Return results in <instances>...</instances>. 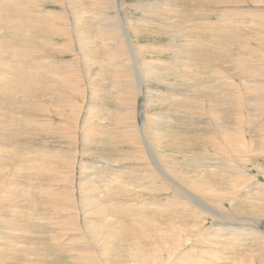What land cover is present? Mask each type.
Wrapping results in <instances>:
<instances>
[{"label":"rangeland","instance_id":"374dc122","mask_svg":"<svg viewBox=\"0 0 264 264\" xmlns=\"http://www.w3.org/2000/svg\"><path fill=\"white\" fill-rule=\"evenodd\" d=\"M24 1H26L25 5H9L11 7L7 10V13H0V73L2 72L3 74H5L4 77H6V80L9 84L8 86H3L2 84L5 83V81L1 79L3 78V76L0 77V81L2 80L0 82V89H2L0 90V178L4 182L11 181L7 184V186H14V189L10 188V190L9 188H7L8 190H5L4 188L2 191V189L0 188V196H3V199H0V232L4 234L0 235V245L7 246L8 244H16L12 248H10L13 250L10 253L13 254L14 259L8 264H35L38 262L40 264H76L77 262V264H80L79 262H83V260L85 259H89L91 262H93V264H135L133 262L129 263L128 261H126L127 257L124 254L129 250V246H126L128 245L126 243H129L127 235L124 236L127 242L122 239V242L118 241L117 243L115 242L105 244L103 240L97 239L96 241H91L90 244V242L87 241L89 240L88 235L90 234V228H86V226H80L77 229V227H74L67 223L63 224V219H67L68 216L65 215L62 211H57V204L55 205L54 209L51 207L55 202H57V200H59V198L57 199L56 197H53L56 193V190H60L61 188H68L69 186H76V188L78 187L76 193L80 194L81 192L82 194L83 191V193L85 194L88 193L89 195H92L93 192L95 194V192L99 188L101 190L103 189V184L100 183L102 178L103 181L105 179V183L108 179L119 178L126 186H136L139 184V186L143 188L141 190L143 191V193L139 191L136 195H138V198H140V196L142 195V199H138L139 201L142 200L141 202L144 201L150 203L153 198L154 199L152 203L155 202L158 204H164L171 201L170 196L172 195L173 191L170 190V185L162 186L163 189L160 191L155 190V187L157 185L159 186L161 182L156 179V175L154 173L148 175V172H150L151 169H148V171L146 172L143 170L145 169L146 164L142 162L145 161H143L141 157L137 159V161L135 160V158H127V150H136L139 147H130L127 145L128 143L125 144L126 142H117V136H119L120 138H124L123 134L120 133L123 128L121 127L122 123L119 117L124 115V113L126 112V114H130V116L134 114L137 115L136 113L133 114V112H135V108L139 101L131 100L126 108V105H123L119 102L118 92L115 93L116 91H119V89L121 90V86L123 83H128L129 75H132L131 69L133 65L130 61L131 54L127 50L130 48L125 47L123 48V50H118L115 52H111L107 49L105 45L109 46L108 43L103 41L101 33L96 29V26L98 24H96V26L94 27L89 22V20H91L92 23L95 22L94 17H96V14H99L100 10H102V8H99L98 6H96V8L95 4L92 3L91 0H32V4H27V1L31 2V0ZM226 1L227 0H221L219 4L217 2L212 3L211 0H200L201 3L198 0L161 1L162 3L158 2V0H121V13L124 17L125 24L127 23V25H131L132 28L135 27V29L138 31V33L136 31V33L132 34V39L133 43L141 48V51H137V54H139L137 56V61L141 65H146V67L148 65H151L150 67H152V64L154 63L155 65L159 66L161 70L166 65H173L172 67H174L175 64H182V66L186 67V72H184L183 74L187 78H189L187 76L189 75L192 79V81L188 82V84L192 87L194 84L198 83V85L200 86H209L215 84L217 85V83L219 84L220 82H222L217 79L219 77L217 73L221 74L222 72H226V74L223 73L224 76L220 78L221 80L225 81L223 82L224 84H229H226L227 86L225 87V89L222 87L223 83L220 84L221 86L217 85V87L220 88H215V90L213 89V91L217 93H222L224 91L226 93L223 92V94H227L226 96L229 97H233V94L238 93V91L235 92L236 88L233 87V84L234 86H237L238 84L240 89L239 92H242V101L247 98L245 100L246 103L241 101L238 106V104L233 99L234 101L230 100L232 101V103H220L218 104V107H215L214 105L213 112H209L208 114L206 112L201 113L199 109H194V105H201L205 107V110H207V105L210 99L212 101L213 98L204 94L201 96L191 95L187 98L188 100L184 104H178L179 107H181L179 109L178 105H176L174 100H172V97H170L173 91L179 89V87L177 86L178 83L175 80L176 78L165 75L167 73L171 75L172 72L170 73L167 72V70H164L163 75V73L158 70L159 75H161V79L159 80V82H147V91L153 94L155 93L154 95H159L157 96L158 100H151L152 103H150L148 105L149 108L146 109L147 115L157 116V118H159L160 120L162 119V121L166 118L175 120L173 118H178L177 116H179L182 117V121L180 122L181 124L177 121L176 123H174V121L171 122L172 128H170L168 132L167 129H165L164 131H157L159 130L157 129V127H151V129H149L157 138L155 141V145L157 146V149H159V153L164 154L165 158L163 157L162 159L166 161L167 165V167H164H171L169 168L170 171L172 170L171 172L173 174L175 173V176L179 175L181 177V180L183 177V180L185 181L186 179L193 181L195 179L194 175H196V173L200 174L201 177L207 174L203 178L205 179L207 186L211 190L215 189L216 192H218L219 190H221V192H224V194H219L218 196H220L221 200L225 204L231 203V209H229L234 214L241 217L257 220L264 225V198L256 195L257 192L261 194V192L263 193L264 191V112L261 114L259 120V118L256 117L257 111L255 106L253 105L254 99H256L254 97L256 96L252 95L253 92L246 89L244 90V84L240 82L242 80H245V78L248 80L257 77L255 79H258L260 81V84L252 87V91H255V93L257 91H260L264 95V19H262L264 18V0H240V2H237L235 4H229ZM20 2L22 3L23 1ZM155 2L161 3L160 5H162V8L160 9V7H155ZM38 9H41L40 13L37 12ZM17 11H21L24 14L26 13L31 15L36 13V16L41 14V18L43 20L41 19L40 21H42L44 24L45 22H48L49 25H57L59 30L55 31L52 27H50L51 30L47 28L46 31L44 29L42 30V32H35V29H37L36 25L38 23H35V20L30 19L16 20L18 16ZM50 11H52L53 13L61 14V17L50 14ZM104 11H106L111 16H113L114 13L116 14V9L114 10V8L112 7L105 8ZM152 11H154L153 13L156 14H151ZM156 11H158V14ZM250 12L253 13L250 14ZM236 13L240 16L236 15ZM9 14H11V16H9ZM168 14H170V16L172 14L173 17L164 16ZM221 14L222 16L224 15L223 18H227L225 24L219 23L222 18V16H220ZM243 15L245 16L243 17ZM247 15H249V17ZM259 15L261 16V18ZM2 16H6L4 20L1 19L3 18ZM74 16H82L84 21L88 20L86 24L89 26V28L86 27L87 30H85L83 28L84 26L82 25L83 23H76ZM143 16L149 21L162 24L163 26L160 27H163L164 29H162V31L157 30L154 32L150 30L149 32H143V29L140 28L141 26H139L141 24L140 18H142ZM242 19H245V22L242 21ZM246 20L248 23H246ZM241 21L242 25H245L242 30L237 32L233 31L223 33V35L221 33V28L216 26L220 24L219 26H223L225 29L227 28L226 30L230 31L233 30V28L236 29V26H234V24ZM252 23L255 24L253 25ZM18 24L24 25H22L23 27L20 28ZM247 24L250 26L248 27ZM167 25L169 26L167 27ZM209 25L212 29H214L216 26L215 31H211L210 35H204L202 32H197V30L195 29L203 27L207 28L209 27ZM60 27H62V29H60ZM155 28H157V26H155ZM217 31L219 32L217 33ZM238 32L239 34L235 36L234 34ZM231 34H233V36ZM78 35H81V37L87 35L86 37H84L86 49L79 47L81 40H78ZM115 35L116 36H111V40L118 41L117 38L119 34L115 33ZM227 36L229 39L227 38ZM230 36H232V40ZM119 37L121 36L119 35ZM45 41L48 44H45ZM188 41H202L201 43H203L204 46H206L207 44L209 45L206 46L205 49L202 48L203 50L198 49L196 51L199 52L198 54H194L191 50H189V53L187 54H185V51H179V53L175 50L173 51V49L171 50V48L165 47L172 44L182 45L184 43H187ZM219 42L221 43V45ZM222 42L224 44H222ZM236 42L239 43L237 44ZM204 43L207 44L205 45ZM225 43H228V47ZM231 43L232 46L230 45ZM233 44H236V46L234 45L233 47ZM245 44H249L250 46L248 45L247 47L243 48ZM213 45L215 46V48ZM217 47H219V49H216ZM190 48L193 47L190 46ZM222 48L225 49L226 53L227 51L229 53L226 54L224 49L222 50ZM246 48H248L249 50ZM240 54L243 55V57L245 56L244 63L246 65H249L250 67V70L247 69L248 71H246L245 69L246 72L241 71L240 69H235V71L231 67V63H239L237 58L239 59L240 56L238 57L237 55ZM180 55L183 56L182 60H179L181 59L179 57ZM33 59L42 61V67H44L43 63H47L45 65H49L50 71L57 65L58 69L56 71L53 70L55 71L53 73L61 76L68 74L67 77H69L71 80H74L77 87H68L67 85H62L61 80H59L58 82L53 81L54 83H52V81H49L48 76L40 77L39 75H37V77H40L38 79L36 76L30 74V72L33 73V70H30V72H28L29 68L31 69L32 67L30 62L33 61ZM246 61L249 62L247 63ZM59 62L62 63L61 67H59ZM17 63L21 65L20 67L22 69L25 68L26 71L23 70L22 72L17 74L15 69L17 68ZM48 63H51L52 65ZM54 63L58 64L55 65ZM118 63L126 64L127 79L123 80V83H121L122 76L114 72L113 68L111 67L116 66V64ZM101 65L102 67H104L103 70L101 69ZM200 65H207L210 69L213 68L214 72L217 70V72L213 73L215 74V76L217 74V78H215L212 73H207V75L206 72L199 73V76L198 71L194 72V74H190V70H192L194 66ZM13 69L15 71H13ZM251 69L254 70L253 74L251 73L253 72L251 71ZM260 71L262 72V74ZM248 72L251 73V75ZM236 73L239 75V77ZM27 74H30V76H28ZM16 75L17 77L12 78V76ZM252 75L255 76L253 77ZM259 77L261 78V80L259 79ZM214 79L216 82L214 81ZM224 79L228 80L226 81ZM193 80H197V83L193 82ZM14 81L16 82L14 83ZM48 82L54 85H49ZM78 85L82 89H79ZM9 87L12 89H10ZM195 87L197 86H194L193 88ZM221 88H223V90ZM67 89H70L69 92L75 89L76 90L69 93L67 92ZM5 90H7V92ZM129 91H133V89ZM250 92L251 94H249ZM61 93L62 97L60 95ZM76 93H78V96L75 95ZM221 93H218V96ZM66 94H68L69 97ZM165 94L167 96H165ZM59 95L62 99H60L62 102H66V99L69 98L78 101L79 107L73 106V108H79L80 115H84L85 120L87 119V122L83 123L84 129H82V131H86V133H89L88 141H86L87 143L81 141V133L79 129L77 131V136L73 135L71 138H65V136L62 134H58L59 136L56 135L58 132L70 135L72 133L71 131L75 130L74 122L72 123L71 120V118L73 117L72 113L69 114L68 110L58 109L60 106L57 105V99L55 101L54 98L55 96L58 97ZM63 95L66 96L64 97L65 100L63 98ZM162 98L165 100H163ZM236 107H238L236 109V112H238L237 114L234 110ZM106 108L107 111L105 110ZM216 111L217 113H215ZM249 111L251 112V114ZM183 113L184 115H182ZM210 113L217 114L219 117L218 121H222V125L217 126L215 123H213L211 120L213 117H211ZM236 115L241 117L244 115V118L241 120L244 123L240 122L241 126H239V128L241 129L239 133L242 135V137L239 134V141H237L238 143H236L238 145L234 146L233 153H230L231 151L228 150V145L223 141V139H221V137L219 136V132L217 131L219 129H224L225 131H227V133L230 131L234 132L235 128L237 127ZM88 117L91 118L89 119ZM252 118H254L255 120L253 121ZM256 119L258 122L256 121ZM209 120L211 121L210 123H208ZM38 121L41 123H39ZM35 123H38V125L35 126ZM203 123H206L205 125H207L208 123L207 127L210 130ZM77 124L78 121L76 125ZM118 126L121 127V130ZM96 132L100 136H98ZM180 132L182 133L180 134ZM209 133L216 134V138L218 139L216 140L218 144L222 146L221 150L210 146L211 142L208 140V136L210 135ZM111 138H114L117 143H111ZM241 139L243 141H241L242 148L239 145ZM108 140L109 142H107ZM203 144L204 147L201 146ZM73 147H77L79 149L75 151ZM237 147L238 149H236ZM43 149H48L49 151L56 150V152H64L66 150L67 153H69L71 149L73 154L75 155V158H69V155L64 152L67 158L64 161L57 162L55 164V166H58L60 171H66L65 175L60 177V179L63 180L62 183L52 181L53 179L50 174H47L44 171V164H50L51 158H38V153L44 151ZM125 151L126 153H124ZM198 152L201 154H199ZM190 155L191 157H189V159H192V162L194 160L196 162L192 163L189 160H186ZM183 156L185 157L183 158ZM212 159H218L219 161L223 160L225 163L223 161L220 163L222 165L228 164L229 166H231V168H229V171L222 173L210 171L208 169L204 170L206 173L204 171H199V169H202V167H208V165H214L213 167H217L215 166V164H212L214 163V160ZM27 160H30V162H26ZM21 161L27 163H25V166L23 165L24 170H21L23 168L20 169L21 166L19 163ZM180 161L182 162L180 163ZM76 167H83V170H85V172H89L92 174L90 176H95L97 173H103L104 176H102L100 181L92 180L95 181V183L92 181H84L82 179L78 180L76 175L73 176V171ZM26 169L27 172L25 171ZM37 170L40 172L36 173ZM29 171L31 172L29 173ZM105 174L109 176L108 179L107 177H105ZM222 174H224V179ZM196 177L201 178L199 176ZM55 179H58V177H56ZM166 186L169 188H167ZM42 187L50 189V191L52 190L53 194L51 195L52 192L50 191H48V194L44 193ZM108 188H112V190L110 189L108 193H113V195L110 197V199L113 200L111 201L109 199L108 203L111 206L115 204L118 205L115 210L119 211L120 209L122 210L126 208V206L128 208H131L135 205L132 201L134 197L132 194L124 192L127 196H122L116 193V188L121 189V185L116 184L115 186V184H113L112 186L109 185ZM90 192H92V194H90ZM130 193H133V191ZM126 197L131 198L128 199ZM13 199H15V202ZM104 203H107V201ZM150 207L151 205L149 206L148 210H152L155 208L154 206H152L151 208ZM83 210V212L77 213L76 210H74L75 214L81 213L80 220L83 219L87 222V220L93 221L103 218L104 213L93 214L90 211H86L88 209H85L84 207ZM164 210L170 211L171 209L164 208ZM173 215H175V212L172 214V216ZM213 217L214 216H210V219H207L203 227L206 228L207 231L209 230L208 233H212L214 230H220L218 232L220 233V235H222V239L219 241L220 249H215L213 248V246L207 247L211 249L213 248L212 250L214 251L215 255L219 253L217 256L214 255V258H212L211 256L207 257L208 259H210V257V260L219 258V261L221 262H219L220 264H264V229L256 226L254 223L252 224L251 221H247L244 223L228 222V226L227 222L218 220L216 221ZM126 219L127 218L124 219V222L126 223L127 221L128 223L129 221L128 224H130L131 220ZM122 220L123 218H119L118 216L110 217V222H122ZM154 221L157 224H160L161 222H168L161 220L160 217L155 218V216ZM170 221L177 222L178 220H176V218L174 219V217H171ZM221 223H223V225ZM10 226L19 228L17 230L20 231L12 232L11 230L7 229ZM145 226L146 225L144 223L142 225L140 223L139 227L135 226L138 234L145 229ZM228 227L230 228L228 229ZM221 228H223L224 230ZM147 229L148 228H146V230ZM231 230H233L234 232L238 231V233L235 234L233 231L231 232ZM253 235L257 237L258 240L256 238L254 239ZM139 237H141V235ZM245 238L247 241L245 240ZM235 240H239L240 242L236 241L235 243ZM13 241L16 242L14 243ZM221 241L223 243H221ZM241 241L246 242L242 243ZM227 244H230L231 246H228ZM69 247H72V251L71 249H69ZM79 248L82 250H80ZM204 248L205 250H207L206 247ZM184 251L193 254L196 258L201 257V255L199 254L197 256L196 250L194 251V249L191 247H186ZM20 254L25 256V258H29L31 260L19 257L21 256ZM15 255L18 257H15ZM183 255L184 257H188L189 254L185 253ZM207 258L205 259L207 260Z\"/></svg>","mask_w":264,"mask_h":264},{"label":"bare ground","instance_id":"6f19581e","mask_svg":"<svg viewBox=\"0 0 264 264\" xmlns=\"http://www.w3.org/2000/svg\"><path fill=\"white\" fill-rule=\"evenodd\" d=\"M20 1H23L22 3ZM92 3L95 4V7L98 6L99 8H102V10H100V13L99 14H96V17H94L95 19V22H91V20H89V22L91 23V25H93L94 27L96 26V24H98L96 26V29L101 33L102 35V38H103V41L107 42L109 46L105 45L107 47V49L111 52H115V51H121L123 50V48L125 47H129L130 49H127L129 52H130V61L133 65L132 69H131V74L132 75H129V79H128V85L126 83H123V80L127 79V76H126V64H116V66H111L114 70V72H116L118 75H121L122 76V81L121 83L122 86H121V90L119 89V91H116L115 93L118 92L119 96H118V100L121 104L123 105H126V108L129 104V102L131 100H139L138 103H137V106H136V110L134 113H136L137 115H131L130 114H126L124 113V115L120 116V120H121V127L123 128L122 131H120L121 134H123V137L124 138H120L119 136H117V142L119 143H122V142H126L125 144H127L128 146H134V147H139L138 149L136 150H127V158L130 159V158H135V160L137 161V159H139L140 157L142 158L143 161L145 162H142V163H145L146 166H145V169H143L145 172L148 171V169H151L150 172H148V175L149 174H155L156 175V179L159 180L161 182V184L158 186L155 187V190H162V186L164 185H170L171 189L173 191L172 195L170 196V200L168 203H164V204H158V203H155L152 199V201L149 203V202H141L139 201L138 199L141 198H138V195H136L139 191H141L143 188L138 185L136 186H126L125 184L122 183V181L119 179V178H114V179H108L109 176H107L105 174V177H107V184L103 181V178L102 176L103 173H97L95 176H90L92 175L91 173L89 172H85V170H83V167L82 168H79V167H76L75 170L73 171V176L76 175L77 179L80 180H84V181H92V180H99L102 178V180L100 181V183L103 184V189L101 190L100 188L95 192H90V194L92 195H89L87 192V194L83 193L82 191V194L80 192L79 193H76V186L75 187H68V188H61L60 190H56L54 193V198L56 197L57 199L59 198V200H57V202H53L54 205L51 206L53 209L55 208V205H56V209L57 211H62L65 215L68 216L67 219H63L62 223L63 224H69V225H72L74 227H80V226H86V228H90V234L88 235V239L87 241L90 242L91 244V241H96L97 239H101L105 242V244H110V243H117L118 241H121L122 242V239H125L124 236L127 235V239L129 240V243L127 242L126 246H129V250L126 251L125 256L127 257L126 261H128L129 263L130 262H133L135 264H220L221 262L219 261V258L217 259H213V260H210L211 257L214 258V251L212 250L213 248L217 249L220 247V244H219V241L222 239V235H220V233L218 231L220 230H214L212 233H208L209 230L207 231L206 228L203 227L204 223L207 221V219H210V216H214L213 218L217 221H224V222H247V221H251L252 224L254 223L256 226L258 227H261L262 229H264V225L261 224V222L257 221V220H254V219H249V218H245V217H241L239 215H236L234 214L230 209H231V203L228 204V203H224L220 196H218L219 194H224V192H221V190H219L218 192H216L215 189H210L208 186H207V183L205 182V179L204 176H200V174H197L194 175L195 179L192 181V180H183V177H182V180H181V177L178 175V176H175V173L173 174L169 168H166L167 165H166V161H164L162 158L164 157V154H160L159 153V149H157V146L155 145V141H156V136L152 134V132L150 131L151 127L152 128H156L159 129H155L157 131H160V130H165L167 129V132L168 130H170V128H172V123L174 121V123H176V121L178 123H180L182 121V117H179L177 116L178 118L174 117L173 119L175 120H172L171 118H166L162 121V119L160 120L159 118H157V116H149L147 115V111L146 109L149 108V104L152 103L151 100H156L159 96L158 94L157 95H154L153 93H150L147 91V82L148 81H154V82H159V80L161 79V75H159L158 73V70L160 72L163 73L164 75V70H167V72H172V76L167 73L165 75H169L170 77H175L177 83H178V87L179 89L178 90H175L173 91L172 95L170 97H172V100H174V102L176 103V105H178L179 103L181 104H184L188 99V97H190L191 95H197V96H201V95H207L209 97H212L213 98V102L209 101L208 103V108L207 110H205V107L201 106V105H194V109H199L201 111V113H204L206 112L207 114L209 112H213L214 110V105L215 107L217 106L218 107V104L220 103H223V104H226L228 102H231L230 100H235V102L238 104L239 106V103L242 101V92H239V86L237 84V86L233 84V87H235V92L238 91V93H235V94H231L233 97H229V96H226L223 94V92H218V93H221L219 94L218 96V93L217 92H214L213 89L215 90V88H220V87H217V85H220L222 84L223 80H221V78L224 76L223 73L221 70V74L217 73L218 74V78L215 76V72H217V70L214 72L213 71V68L210 69L207 65H200V66H194L192 70H190V74H194V72H197L198 71V76H199V73H205L206 74L208 73H212L215 78H217L218 80L222 81L220 82L219 84L217 83V85H209V86H200L198 84H194V86H197L195 88H193L192 86H190L188 84L189 81H192V79L190 78L189 75H187L189 78H187L183 73L186 72V67L185 66H182V64L178 65V64H175L174 67L172 66H168L166 65L164 68H162L160 70L159 66L155 65L154 63L152 64V67H150L151 65H148L146 67V65H141L140 63H138L137 61V56L139 54H137V51H141V48L138 46V45H135L133 43V39H132V34L136 33V29L135 27L132 28L131 25H127V23L125 24V20H124V17L122 16V13H121V0H91ZM162 2L163 1H173V0H161ZM160 0H158V2H161ZM200 2V0H198ZM220 1L221 0H211V2L215 3H219L220 4ZM252 1V0H251ZM257 1V0H256ZM25 2L24 0H0V13H7V10L10 9V7L15 4L16 6H23L25 5ZM158 2H155L154 4L156 5L155 7H160V9L162 8V5H160L161 3H158ZM205 2V1H204ZM226 2H228L229 4H235L237 2H240V0H227ZM24 3V4H23ZM30 3L32 4V0L31 2H28L27 1V4ZM82 3V2H81ZM201 3V2H200ZM259 3V2H258ZM93 4V5H94ZM11 5V6H9ZM224 5V4H223ZM225 6V5H224ZM108 7H112L114 8V10L116 9V14L114 13L113 16H111L110 14H108L106 11H104L105 8H108ZM97 8V7H96ZM27 9V8H26ZM159 9V10H160ZM164 9V7H163ZM40 10L41 9H38V13H40ZM31 11V10H30ZM155 11V10H154ZM154 11L151 12V14H156V13H153ZM164 11V10H163ZM157 14H158V11H156ZM161 12V11H159ZM256 12V11H255ZM18 13V16H17V19L16 20H19V19H22V20H35V23H38L36 26H37V29H35V32L36 31H39V32H42V30L45 29V31L47 30V28L49 30H51L50 27H52L55 31H58L59 28L57 25H49L48 22L45 24L40 21L42 18H41V14H39L38 16H36L34 14H24L23 12H19L17 11ZM48 13V12H46ZM50 14H53L54 16H59L61 17V14L59 13H53L52 11L49 12ZM64 13V12H63ZM66 13V12H65ZM70 13V12H69ZM97 13V12H95ZM163 13V12H162ZM166 13V12H164ZM253 13V12H252ZM250 12V14H252ZM15 14V13H13ZM12 14V15H13ZM224 14V13H223ZM244 14V13H243ZM260 14V13H259ZM235 15V14H234ZM236 15H239L236 13ZM235 15V16H236ZM246 15V13H245ZM243 15V17L245 16ZM255 15V14H254ZM257 15V13H256ZM263 15V14H262ZM9 16H11V14H9ZM163 16V15H162ZM164 16H168V17H173V15L171 14H168V15H164ZM222 16V14L220 15ZM224 16V15H223ZM221 18V21L219 22L220 24L223 23L225 24V22L227 21V18ZM240 16V15H239ZM238 16V17H239ZM249 17V15H247ZM260 16V15H259ZM3 18H1L2 20L5 19L6 16H2ZM38 17V18H36ZM56 17V18H57ZM212 17V16H211ZM219 17V16H218ZM254 17V16H253ZM77 18V19H76ZM91 18V17H90ZM217 18V17H216ZM261 18V16H260ZM74 19L76 20V23L77 22H80V24H82L84 27L85 30H87V28H89V26L86 24L88 22V20H85L82 18V16H74ZM256 19V18H255ZM254 19V21H255ZM264 19V18H262ZM261 19V20H262ZM43 20V19H42ZM78 20V21H77ZM141 20V24L139 26H141L140 28L143 29V32H149L150 30L152 31H157V30H160L162 31V29H164L163 27H160V26H163L162 24L160 23H156V22H153V21H149L148 19L144 18V16L142 18H140ZM167 20V19H166ZM215 20V19H214ZM219 20V19H218ZM241 20V19H240ZM245 19H242V21H244ZM259 20V19H258ZM6 21V20H5ZM170 21V19H169ZM242 21L241 22H238L236 24H234V26H236V29L233 28V30H226L223 26H219V25H216L218 26L219 28H221V33L223 35V33H228V32H237V31H240L242 30L243 27H245V25L243 26L242 25ZM252 21V20H251ZM245 22V21H244ZM15 23V22H14ZM246 23L247 20H246ZM251 23V22H250ZM217 24V23H216ZM253 24V23H252ZM255 24V23H254ZM253 24V25H254ZM257 24V23H256ZM19 25V24H18ZM24 25V24H22ZM22 25H19L20 28H22L23 26ZM87 25V26H86ZM159 25V26H158ZM170 25V24H169ZM167 25V27L169 26ZM248 25V24H247ZM155 26H157V28H155ZM213 26V25H212ZM215 26V25H214ZM215 26V28H216ZM250 25H248L249 27ZM63 27V26H62ZM62 27H60V29H62ZM82 27V26H81ZM87 27V28H86ZM160 27V28H158ZM171 27V26H170ZM260 27H261V24H260ZM93 28V27H92ZM166 28V27H165ZM176 28V27H175ZM215 28L212 29L210 28V25L209 27L205 28H195L197 30V32H202L204 35L205 34H211V31L214 32L215 31ZM255 28V27H253ZM82 29V28H81ZM91 29V27H90ZM89 29V30H90ZM94 29V28H93ZM92 29V30H93ZM245 29V28H244ZM64 30V29H63ZM247 30V28H246ZM78 31H81V30H78ZM91 31V30H90ZM250 31V30H248ZM11 32V31H10ZM38 32V34H39ZM219 31H217L218 33ZM26 33V32H25ZM115 33L119 34L121 37H119L118 35V41H113L111 40V36H116ZM138 33V31H137ZM193 33V32H192ZM80 34V32H79ZM88 34V33H87ZM239 34L236 33L234 34L235 36ZM221 35V37H222ZM230 35V33H229ZM233 36V34H231ZM87 36V35H86ZM86 36H83L81 37V35H78V40L80 39L81 43H80V48H83V49H86L85 48V43H84V37ZM89 36V35H88ZM232 36H230L231 40L233 39ZM239 36V35H238ZM39 37V36H38ZM81 37V38H80ZM225 37V36H224ZM20 38V37H19ZM228 38V36H227ZM236 38V37H234ZM240 38V37H239ZM229 39V38H228ZM238 39V38H237ZM197 40V39H196ZM235 41V40H233ZM238 41V40H236ZM88 42V41H87ZM188 41L187 43H184L182 45H175V44H172V45H167L165 47L167 48H171V50L173 49V51L175 50L176 52H183L185 51V54L189 53V50L193 51L194 54H198L199 52H196L198 49H205L206 46H208L209 44L207 43H204L206 46L203 45V43H201L202 41L198 42V41ZM225 42V41H224ZM264 42V41H263ZM50 43V42H49ZM215 43V42H214ZM213 43V44H214ZM218 43V42H217ZM220 43V42H219ZM237 44L239 42H236ZM13 44V43H12ZM45 44H48L46 41H45ZM216 44V43H215ZM222 44H224L222 42ZM226 44V43H225ZM241 44V43H240ZM239 44V46H240ZM221 45V43H220ZM227 47H228V43L226 44ZM232 46V43L230 44ZM234 45L236 46V44H233V47ZM243 45V43H242ZM249 45V44H248ZM247 44L244 45L243 48L247 47L248 46ZM55 46V45H54ZM60 46V45H59ZM193 47V48H190ZM214 46V45H213ZM223 46V45H222ZM250 46V45H249ZM221 47V46H220ZM226 47V46H224ZM88 48V47H87ZM212 48V47H210ZM209 48V49H210ZM215 48V46H214ZM237 48V47H235ZM242 48V50H243ZM250 48V47H248ZM246 48V49H248ZM48 49V48H47ZM52 49V48H51ZM202 49V50H203ZM208 49V48H207ZM216 49H219V47H217ZM224 48H222L223 50ZM231 49V48H230ZM17 50V49H16ZM227 50V48H226ZM229 50V49H228ZM245 50V49H244ZM249 50V49H248ZM252 50V49H251ZM225 51V49H224ZM133 52V53H132ZM179 52V53H180ZM201 52V51H200ZM212 52V51H211ZM215 52V51H214ZM241 52V51H240ZM226 53V51H225ZM227 53H229L227 51ZM226 53V54H227ZM178 55V54H177ZM9 56V55H8ZM11 56V54H10ZM187 56V55H186ZM230 56V55H229ZM239 57V59L237 58L238 62L239 63H231V67L235 70V69H240L241 71H248L250 70V67L249 65H246L244 63L245 59L243 57V55H237ZM176 57V56H175ZM181 59L179 60H182V57L183 56H179ZM248 57V56H247ZM229 58H232V57H229ZM248 60V59H247ZM235 61V60H234ZM57 62V61H56ZM180 62V61H179ZM247 62V61H246ZM249 62V61H248ZM247 62V63H248ZM16 63V62H15ZM19 63V62H18ZM17 63V68L16 69V73L19 74L20 72H22L23 70H25V68H21L20 64ZM22 63V62H20ZM60 63V62H59ZM73 63V62H72ZM75 63V62H74ZM2 64V63H1ZM4 64V63H3ZM30 64L32 65L31 69L29 68V71L30 70H33V73L30 72V74L34 75L37 77V75H39L40 77L42 76H48L49 77V81L52 83H54L53 81H56L58 82L59 80H61L62 82V85H67L68 87H77L76 85V82L74 80H71L69 77H67V75H64V76H61V75H57L53 72H55L57 69H58V66L56 64L58 63H54L56 66L50 71L49 70V65H45L47 63H43L44 67H42V61H39L37 59H33V61L30 62ZM48 64H51V63H48ZM90 64V62H89ZM240 64V65H239ZM7 65V64H6ZM52 65V64H51ZM64 65V64H63ZM84 65V64H83ZM8 66V65H7ZM62 66V63H60L59 67ZM88 66V64H87ZM240 66V67H239ZM30 67V66H29ZM91 67V65H90ZM89 67V68H90ZM102 67V65H101ZM100 67V68H101ZM158 67V68H157ZM11 68V67H10ZM85 68V67H84ZM83 68V69H84ZM104 67H102L101 69L103 70ZM256 68V67H255ZM262 68V67H261ZM9 69V68H7ZM12 69V68H11ZM62 69V68H61ZM243 69V70H242ZM248 69V70H247ZM253 69V68H252ZM253 72H251L252 74L254 73V70H252ZM55 70V71H53ZM63 70V69H62ZM88 70V68H87ZM86 70V71H87ZM215 70V69H214ZM258 70V69H256ZM13 71H15L13 69ZM26 71V70H25ZM73 71V70H72ZM233 71V70H232ZM236 71V70H235ZM245 71V72H246ZM264 71V70H263ZM5 72V71H4ZM234 72V71H233ZM232 72V73H233ZM239 72V71H238ZM250 72V71H249ZM248 72V73H249ZM261 72V71H260ZM58 73V72H57ZM230 73V72H229ZM228 73V74H229ZM241 73V72H240ZM239 73V74H240ZM251 73H249L251 75ZM256 73H259V72H256ZM0 77L3 76V81H5V83H1L3 86H8V81L6 80V77H4L5 74H3L2 72L0 73ZM9 74V73H8ZM30 74L28 76H30ZM78 74V73H76ZM207 74V75H208ZM226 74V72L224 73ZM237 74V73H236ZM244 74V73H243ZM247 74V73H246ZM262 74V72H261ZM260 74V75H261ZM63 75V74H62ZM238 75V74H237ZM242 75V74H240ZM248 75V74H247ZM256 75V74H255ZM254 75V76H255ZM243 76V75H242ZM246 76V75H245ZM253 76V75H252ZM253 76V77H254ZM13 77H17L16 76H12ZM40 77H37L38 79ZM166 77V76H165ZM221 77V78H220ZM227 77V76H225ZM224 77V78H225ZM231 77V76H230ZM239 77V75H238ZM248 77V76H247ZM263 77V76H262ZM35 78V77H34ZM220 78V79H219ZM245 78V77H243ZM257 78V77H255ZM246 79L245 80H242L240 81L241 83H243L244 85V90H249L251 92H253L252 95H255L256 99H254V102H253V105L255 106L256 108V111H257V114H256V117L259 118L260 120V116L261 114L264 112V95L263 93H261L260 91H257L255 93V91H252V87H254L255 85L257 84H260L259 80L258 79ZM9 79V78H7ZM11 79V78H10ZM32 79V78H31ZM43 79V78H41ZM73 79V78H72ZM241 79V78H240ZM259 79L261 80V78L259 77ZM224 80H228V79H224ZM230 80V79H229ZM234 80V79H233ZM2 81V80H1ZM0 81V82H1ZM48 81V80H46ZM45 81V82H46ZM215 81V79H214ZM16 81H14L15 83ZM50 82L49 85L51 84ZM193 82L197 83V80H193ZM191 82V83H193ZM201 82V81H199ZM216 82V81H215ZM235 82V81H234ZM263 82V81H262ZM78 83V82H77ZM231 83V82H230ZM233 83V82H232ZM12 84V83H11ZM58 84V83H56ZM61 84V83H60ZM59 84V85H60ZM79 84V83H78ZM84 84V83H83ZM176 84V82H175ZM226 84H229V83H226ZM226 84L223 83V88L225 89V87L227 86ZM236 84V83H235ZM263 84V83H261ZM13 85V84H12ZM51 85H54V84H51ZM58 85V86H59ZM61 85V86H62ZM189 85V86H188ZM192 85V84H191ZM206 85V84H205ZM221 86V85H220ZM64 87V86H63ZM66 87V86H65ZM79 87V85H78ZM5 88V87H4ZM3 88V89H4ZM7 88V87H6ZM10 88V87H9ZM223 88H221L223 90ZM12 89V88H10ZM79 89H82L79 87ZM133 89V91H129ZM2 90V89H0ZM15 90V89H13ZM17 90V89H16ZM69 92L70 89H67ZM76 90V89H75ZM75 90H72L70 92H74ZM84 90V89H83ZM220 90V91H222ZM259 90V89H258ZM7 92V90H5ZM4 91V92H5ZM219 91V90H218ZM69 92V93H70ZM251 92L249 94H251ZM226 93V92H224ZM59 94V93H58ZM78 93H76L75 95H77ZM117 94V95H118ZM229 94V93H228ZM57 95V94H55ZM61 97H62V93L60 94ZM60 95L57 97L55 96V101L57 103L58 106H60L58 109L60 110H68L69 111V114L72 113L73 117L71 118L72 120V123L74 122V128L75 130L74 131H71L72 133L70 135H67L66 133H60L58 132L56 135L58 134H62L68 138H71L73 135H76L77 136V131L79 129L80 133H81V141L84 142V143H87L86 141H88V134L89 133H86V131H82L83 128V123H86L87 119L85 120V117L84 115H80V112H79V108H73L74 107H79L78 105V101L76 100H72V98H69V99H66L67 101H61L62 99L60 98ZM68 97L69 95L66 94ZM82 95V94H81ZM230 95V96H231ZM78 96V95H77ZM80 96V94H79ZM165 96H167L165 94ZM246 96V95H245ZM244 96V97H245ZM54 97V96H53ZM57 97V98H56ZM66 97L65 95H63V98ZM134 98V99H133ZM138 98V99H137ZM252 98V97H251ZM53 99V100H54ZM61 99V100H60ZM163 99V98H162ZM161 99V100H162ZM245 99V98H244ZM247 99V98H246ZM245 99V100H246ZM65 100V98H64ZM158 100V99H157ZM165 100V99H163ZM168 100V99H166ZM233 100V101H234ZM245 100H243L242 102H245ZM61 101V102H59ZM193 101V100H192ZM157 102V101H155ZM234 102V103H235ZM246 103V102H245ZM250 103V102H249ZM251 104V103H250ZM78 105V106H77ZM192 105V104H191ZM243 105V103H242ZM37 106V105H36ZM40 106V104H39ZM135 106V105H134ZM231 106V105H230ZM90 107V106H89ZM125 107V106H124ZM229 107V106H228ZM244 107V106H243ZM253 107V106H252ZM35 108V107H34ZM39 108V107H38ZM36 108V109H38ZM41 108V107H40ZM65 108V109H64ZM178 108L180 109L181 107H179L178 105ZM226 108V107H224ZM238 107H236L234 110L236 112V109ZM254 108V107H253ZM229 109V108H228ZM233 109V107H232ZM44 110V109H43ZM95 110V109H94ZM104 110V109H103ZM107 111V108L105 109ZM233 110V111H234ZM241 110V108H240ZM45 111V110H44ZM49 111V110H48ZM109 111V110H108ZM137 111V112H136ZM196 111V110H195ZM86 112V111H84ZM90 112V111H89ZM227 112V111H225ZM250 112V111H249ZM68 113V112H67ZM91 113V112H90ZM179 113V112H178ZM217 113V111L215 112ZM221 113V112H220ZM219 113V114H220ZM238 112H236L237 114ZM240 113V112H239ZM92 114V113H91ZM181 114V112H180ZM211 114V117H213L211 120L213 123H215L217 126L218 125H222V121L219 122L218 119V115L217 114H213V113H210ZM241 114V113H240ZM251 114V112H250ZM255 114V113H253ZM179 115V114H178ZM184 115V113L182 114ZM195 115V114H194ZM204 115V114H203ZM206 115V114H205ZM229 115V114H228ZM69 116V115H68ZM130 116V117H129ZM237 116V115H236ZM244 116V115H243ZM241 117V116H237L236 117V120H237V127L235 128V131L234 132H228L225 131L224 129H219L217 132H219V136L221 137V139H223L224 142H226V144L228 145V150H230L231 152L230 153H233V148L234 146L238 145L236 143H238L237 141H239V132H240V128L239 126L240 125V122H242L241 120L244 118V117ZM64 117V116H62ZM94 117V116H93ZM111 117V115H110ZM150 117V118H149ZM201 117V116H200ZM199 117V118H200ZM254 117V115H253ZM255 117V118H256ZM89 118V117H88ZM91 118V117H90ZM89 118V119H90ZM118 118V117H116ZM115 118V119H116ZM184 118V117H183ZM198 118V117H197ZM108 119V118H107ZM203 119V118H202ZM250 119V118H249ZM111 120V119H110ZM234 120V121H236ZM252 120L254 121L255 119L252 118ZM251 120V121H252ZM78 121V124L76 125ZM92 121V120H91ZM103 121V120H101ZM233 121V122H234ZM250 121V120H249ZM257 121V119H256ZM39 122V121H38ZM109 122V121H108ZM107 122V123H108ZM136 122V123H135ZM194 122V121H193ZM211 121L209 120L208 123H210ZM258 122V121H257ZM41 123V122H39ZM71 123V122H70ZM69 123V124H70ZM71 123V124H72ZM90 123V122H88ZM111 123V122H110ZM133 123V124H132ZM135 123V125H134ZM171 123V124H170ZM187 123V122H186ZM201 123V122H200ZM208 123L207 125H204L207 127L208 126ZM244 123V122H242ZM248 123V122H247ZM44 124V123H43ZM65 124V123H64ZM70 124V125H71ZM109 124V123H108ZM119 124V123H118ZM181 124V123H180ZM190 124V123H189ZM202 124V125H203ZM246 124V123H245ZM28 125V124H27ZM38 123L36 124L35 123V126H37ZM69 125V126H70ZM187 125V124H185ZM200 125V124H199ZM210 125V124H209ZM253 125V124H252ZM29 126V125H28ZM32 126V125H31ZM30 126V127H31ZM66 126V125H65ZM196 126V125H195ZM232 126V125H231ZM235 126V125H234ZM243 126V125H242ZM249 126V124H248ZM40 127V126H39ZM119 127V126H118ZM121 127L120 130H121ZM178 127V126H177ZM221 127V126H220ZM44 128V127H43ZM105 128V127H104ZM117 128V129H119ZM150 128V129H149ZM193 128V126H192ZM208 128V127H207ZM214 128V126H213ZM108 129V128H107ZM112 129V128H111ZM204 129V128H203ZM209 129V128H208ZM38 130V129H37ZM36 130V131H37ZM210 130V129H209ZM234 130V129H232ZM40 131H41V128H40ZM44 131V130H43ZM96 131V130H95ZM263 131V130H262ZM47 132V131H46ZM117 132V131H115ZM157 133V132H155ZM182 132H180L181 134ZM211 133V132H210ZM209 133V134H210ZM55 134V133H53ZM97 134V132H96ZM162 134V133H161ZM175 134V133H174ZM205 134V133H204ZM208 134V133H207ZM218 134V133H217ZM52 135V133H51ZM98 136H100L99 134H97ZM153 135V136H152ZM185 135V134H184ZM59 136V135H58ZM97 136V137H98ZM159 136V135H158ZM240 136L242 137V135L240 134ZM61 137V136H60ZM160 137V136H159ZM202 137V136H201ZM184 138V137H183ZM216 134L212 133L208 136V140L211 142L210 143V146H212L213 148H217L218 150H221V145L218 144L217 140H216ZM111 143H114L116 142V140H114V138H111L110 139ZM241 141L242 139L240 140V146H241ZM264 141V140H263ZM109 142V140L107 141ZM116 142V143H117ZM243 142V141H242ZM221 143V142H220ZM185 144V143H184ZM183 144V145H184ZM206 145V144H205ZM224 145V144H223ZM182 146V145H181ZM204 147V144L201 145ZM226 146V145H225ZM188 147V145H187ZM190 147V146H189ZM202 147V148H203ZM75 151H77L79 148L77 147H73ZM208 148V147H207ZM224 148V147H223ZM242 148V146H241ZM135 149V148H134ZM238 149V147L236 148ZM44 151H42L41 153H38V158H51V161H50V164H44V171L47 173V174H50V176L52 177V181H56V182H60L62 183L63 180L60 179V177L64 176L65 175V172L66 171H60L58 166H55V164L57 162H62L64 161L67 156L64 152L67 153V151L65 150L64 152H56V150L54 151H49L48 149H43ZM85 151V150H84ZM236 151V150H235ZM234 151V152H235ZM161 152V151H160ZM194 152V151H193ZM214 152V150H213ZM126 153V151L124 152ZM196 153V152H195ZM199 153V152H198ZM207 153V152H206ZM23 154V153H22ZM69 155V158H75V155L73 154L72 150L70 149V152L67 153ZM72 154V155H71ZM180 154V153H179ZM189 154V153H188ZM193 154V153H192ZM201 154V153H199ZM203 154V152H202ZM52 155V157H51ZM177 155V154H176ZM36 156V155H35ZM196 156V155H195ZM202 156V155H201ZM200 156V157H201ZM22 157V156H21ZM124 157V156H123ZM185 156H183L184 158ZM190 156L187 157V161L189 160L190 162H192V159H189ZM210 157V156H209ZM165 158V157H164ZM207 158V157H206ZM212 158V157H211ZM216 158V157H215ZM178 159V158H177ZM180 159V158H179ZM182 159V158H181ZM201 159V158H200ZM140 160V161H142ZM214 160V159H212ZM222 160V159H221ZM179 161V160H178ZM206 161V160H205ZM211 161V160H210ZM223 161V160H222ZM222 161H219L218 159L214 160V163L212 164H215V166L217 167H213L212 165L208 167H202V169H199V171H204L205 169H208L210 171H216V172H227L229 171V168H231V166H229L228 164H224L222 165L220 162ZM10 162V161H9ZM26 162H30V160H27ZM26 162H20V169L23 168V165L25 166V163ZM52 162V163H51ZM182 161H180L181 163ZM193 162H196L195 160ZM192 162V163H193ZM203 162V161H202ZM224 162V161H223ZM169 163V162H168ZM179 163V162H178ZM186 163V162H185ZM183 163V164H185ZM211 163V162H210ZM225 163V162H224ZM27 164V163H26ZM109 165V164H108ZM107 165V166H108ZM179 165V164H178ZM222 165V166H221ZM142 166V165H141ZM144 166V165H143ZM166 166V167H164ZM172 166V164H171ZM196 166V165H195ZM205 166V165H204ZM177 167V166H176ZM186 167V166H185ZM184 167V168H185ZM26 168V167H25ZM181 168V167H180ZM191 168V167H189ZM188 168V169H189ZM46 169V170H45ZM71 169V168H70ZM105 169V168H103ZM102 169V170H103ZM154 171H153V170ZM21 170H24L21 169ZM39 170V169H38ZM36 173H39L40 171H38ZM101 170V169H100ZM110 170V169H109ZM113 170V169H112ZM128 170V169H127ZM142 170V168H141ZM196 170V169H195ZM194 170V172H195ZM19 171V170H18ZM27 172V169L25 170ZM35 171V170H33ZM106 171V170H105ZM122 171V170H121ZM120 171V172H121ZM132 171V170H131ZM179 171V170H178ZM192 171V170H191ZM31 171H29L30 173ZM78 172H81V173H78ZM97 172V171H96ZM104 172V171H103ZM109 172V171H108ZM116 172V171H115ZM119 172V171H118ZM130 172V171H128ZM183 172V171H182ZM181 172V173H182ZM205 172V171H204ZM33 173V172H32ZM31 173V174H32ZM45 173V174H46ZM132 173V172H131ZM130 173V175H131ZM138 173V172H137ZM180 173V172H179ZM186 173V172H185ZM192 173V172H191ZM206 173V172H205ZM109 174V173H108ZM121 174V173H120ZM178 174V172H177ZM189 174V173H188ZM194 174V173H193ZM204 174V173H202ZM125 175V174H124ZM128 175V174H126ZM129 175V176H130ZM154 175V176H155ZM183 175V174H182ZM187 175V174H186ZM212 175V174H211ZM223 175V179H224V174ZM220 175V176H222ZM233 175V174H232ZM235 175V174H234ZM13 176V175H12ZM122 176V175H121ZM136 176V175H135ZM196 176H199L201 178H198ZM56 177H58V179H55ZM139 177V176H138ZM179 177V178H178ZM191 177V176H190ZM189 177V178H190ZM193 177V176H192ZM127 178V177H126ZM145 178V177H144ZM185 178V177H184ZM208 178V177H206ZM212 178V177H211ZM219 178V177H218ZM236 178V177H235ZM132 179V178H131ZM130 179V180H131ZM135 179V178H134ZM155 179V178H154ZM127 180V179H126ZM153 180V179H152ZM199 180V181H198ZM135 181V180H134ZM11 182V181H6L4 182L3 180H1L0 178V188L3 189L5 188V190L7 188H13L14 189V186L12 185L11 187L7 186V184ZM87 182V183H88ZM95 183V181H92ZM129 182V181H128ZM93 183V184H94ZM126 183V182H125ZM144 183V182H142ZM148 183V182H147ZM154 183V182H152ZM12 184V183H11ZM14 184V183H13ZM83 184V183H82ZM113 184H118V185H121L122 188H116L118 194L122 195V196H127L125 195V193H129V194H132L134 197L132 199V201L134 202V206L131 207V208H128L126 206V208L124 209H120L119 211L115 210L116 207L118 205H109L108 201L110 199V197L113 195V193H108V191L112 188H108V186H112ZM131 184V183H130ZM219 184V183H218ZM81 185V184H79ZM77 185V186H79ZM141 185V184H140ZM144 186V185H143ZM148 187V186H147ZM146 187V189H147ZM167 187V186H166ZM169 188V187H167ZM43 192L44 193H47L48 194V191H50V189H47V188H43ZM145 189V187H144ZM234 189V188H233ZM4 190V191H5ZM8 190V189H7ZM82 190V189H81ZM263 190H264V187H263ZM79 191H80V187H79ZM133 193H130L132 192ZM159 191H156V192H159ZM50 192L51 195L53 194V191L51 190ZM85 192V191H84ZM106 192V193H105ZM125 192V193H124ZM143 193V191H141ZM147 193V192H146ZM150 193V192H149ZM171 194V193H169ZM50 195V196H51ZM132 195H129V196H132ZM256 195H259L260 197H263L264 198V191L263 193L261 192L260 193H256ZM150 196V195H149ZM3 196H0V199H3L2 198ZM52 197V198H53ZM124 198V197H123ZM128 199H130L131 197H126ZM142 199V198H141ZM146 199V198H145ZM14 202H15V199H13ZM111 201L113 199H110ZM148 200V199H147ZM236 200V199H235ZM54 201V200H53ZM107 203H104L106 202ZM13 202V201H12ZM86 202V203H85ZM160 202V201H159ZM129 205V204H128ZM140 205V206H139ZM151 205L154 206L153 208L154 209H150L148 210L149 206ZM124 206V205H123ZM132 206V205H131ZM83 207L88 210L86 211H90L92 212L93 214L94 213H98V214H103V218L100 219V220H93V221H88L86 222V220L84 221L83 219L80 220L81 218V213L79 214H75L74 210H76V213L77 212H83ZM136 207V208H135ZM150 207V208H151ZM7 208V206H6ZM164 208H167V209H171L170 211H165ZM230 208V209H229ZM145 209V210H144ZM175 212V215L172 216V214L174 213L173 211ZM74 212V213H72ZM173 212V213H172ZM252 212V211H251ZM73 216H76V217H73ZM111 216H118L119 218H123L122 222H110V217ZM154 216L155 218L157 217H160L161 220L163 221H168V222H161L160 224H157L155 221H154ZM1 217V216H0ZM73 217V218H72ZM171 217H174V219L176 218V220H178L177 222H171L170 219ZM83 218V217H82ZM127 218L126 220H131L130 224L129 221L127 223L124 222V219ZM190 218V219H189ZM17 219V218H16ZM15 219V220H16ZM2 222V220H1ZM140 223L141 225L144 223L146 226H145V229L140 232L138 234V231L135 229V226L139 227L140 226ZM219 223V222H217ZM5 224V223H4ZM7 224V223H6ZM48 224V223H47ZM112 224V225H111ZM223 225V223H221ZM111 225V226H110ZM228 226H229V223H228ZM50 227V226H49ZM220 227V225H219ZM146 228H148L146 230ZM224 228V227H223ZM221 228V229H223ZM230 227H228L229 229ZM7 229L11 230L12 232H15V231H20V230H17L19 228H14V227H8ZM81 229V228H80ZM84 229V228H83ZM135 229V230H134ZM226 229V228H225ZM242 229V228H241ZM213 230V228H212ZM224 230V229H223ZM234 230V228H233ZM231 230V232L233 231ZM82 231V230H81ZM87 231V230H86ZM85 231V232H86ZM150 231V233H149ZM239 231V229H238ZM238 231L234 232L235 234L238 233ZM84 232V230H83ZM227 232V231H226ZM230 232V233H231ZM243 232V231H241ZM253 232V230H252ZM229 233V232H228ZM245 233V232H244ZM243 233V234H244ZM249 233V232H248ZM87 234V233H86ZM225 234V233H224ZM241 234V233H240ZM242 234V235H243ZM247 234V233H246ZM0 235H4L0 232ZM11 235V234H10ZM84 235V234H83ZM82 235V236H83ZM141 235V237H139ZM226 235V234H225ZM232 235V233H231ZM230 235V236H231ZM241 235V236H242ZM257 235V234H256ZM9 236V235H8ZM85 236V235H84ZM233 236V235H232ZM252 236V235H250ZM254 236V235H253ZM258 236V235H257ZM234 237V236H233ZM239 237V236H238ZM237 237V238H238ZM248 237V236H247ZM232 238V237H231ZM236 238V237H235ZM257 239V237L254 236V239ZM243 239V237H242ZM230 240V239H229ZM240 240V239H239ZM239 240H235V243L236 241L240 242ZM246 240V238H245ZM258 240V239H257ZM247 241V240H246ZM246 241H243V242H246ZM249 241V239H248ZM14 242V241H13ZM16 242V241H15ZM14 242V243H15ZM242 242V241H241ZM242 242V243H243ZM73 243V242H72ZM221 243H223L221 241ZM71 244V243H70ZM133 244V245H132ZM238 244V243H237ZM241 244V243H240ZM239 244V245H240ZM16 245V244H14ZM13 244H8L7 246H3V245H0V264H8L9 262H12L14 257H13V254H11L10 252L13 251L12 248L14 246ZM68 245V244H67ZM185 245V246H184ZM225 245V244H224ZM228 245V244H227ZM234 245V244H232ZM107 246V245H106ZM200 246V247H199ZM212 247L213 248H207V250H205L204 247ZM222 246V245H221ZM228 246H231L230 244ZM238 246V245H236ZM148 247V248H147ZM151 247V248H149ZM186 247H191L194 249V251L196 250V254L198 256L201 255V257H195L193 254L191 253H188L185 250ZM72 248V247H71ZM69 247V249H71ZM92 248V246H91ZM127 248V247H126ZM80 249V248H79ZM220 249V248H219ZM229 249V248H228ZM82 250V249H80ZM227 250V249H226ZM72 251V249H71ZM167 251V252H165ZM199 251V252H198ZM213 251V252H211ZM9 252V253H8ZM189 254L188 257L185 256L183 254ZM219 254V253H218ZM217 254V255H218ZM221 254V253H220ZM21 256L19 257H22L24 259H28V260H31L29 258H25V256H23L22 254H20ZM213 255V256H212ZM215 255V256H217ZM210 257V259H208L207 257ZM220 256V255H219ZM224 256V255H223ZM222 256V257H223ZM15 257H18L15 255ZM27 257V256H26ZM194 257V258H193ZM32 258V256H31ZM205 258H207V261ZM221 258V257H220ZM227 258V257H226ZM91 259V258H90ZM78 260V259H77ZM222 260V259H221ZM228 260V259H226ZM33 261V260H32ZM38 261V260H37ZM217 261V262H216ZM77 262V261H76ZM220 262V263H219ZM78 263V262H77ZM76 263V264H77ZM80 264H93V262H91L89 259H85L82 261L79 262ZM35 264H40L39 262L38 263H35ZM98 264V263H97ZM128 264V263H127Z\"/></svg>","mask_w":264,"mask_h":264}]
</instances>
